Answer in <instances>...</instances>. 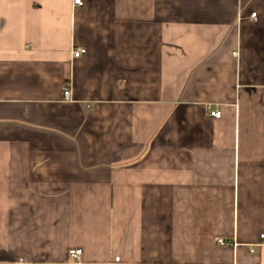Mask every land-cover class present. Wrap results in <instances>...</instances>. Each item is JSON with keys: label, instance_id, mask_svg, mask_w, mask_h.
Returning <instances> with one entry per match:
<instances>
[{"label": "crops", "instance_id": "obj_1", "mask_svg": "<svg viewBox=\"0 0 264 264\" xmlns=\"http://www.w3.org/2000/svg\"><path fill=\"white\" fill-rule=\"evenodd\" d=\"M82 1L0 0V264H264V0Z\"/></svg>", "mask_w": 264, "mask_h": 264}, {"label": "built area", "instance_id": "obj_2", "mask_svg": "<svg viewBox=\"0 0 264 264\" xmlns=\"http://www.w3.org/2000/svg\"><path fill=\"white\" fill-rule=\"evenodd\" d=\"M74 3L76 5H82L83 1L82 0H74ZM252 17L255 18L256 17V13H253ZM86 52H87L86 49L76 50V51H74V57H76V58L81 57L82 55H85ZM63 94H64V99L65 100H71L72 91H71L70 84H68V83L64 84V86H63ZM209 111H210V115L215 117V118H220L222 116V112L220 110H211V109H209ZM260 241H261V243H264V233L260 235ZM218 243L220 245L226 244V242L223 239H219ZM251 251H253V249H251ZM69 253H70V256H72L73 258L78 259L81 256V254H82V250L81 249H73V250H70ZM116 260L119 261V258H117Z\"/></svg>", "mask_w": 264, "mask_h": 264}]
</instances>
